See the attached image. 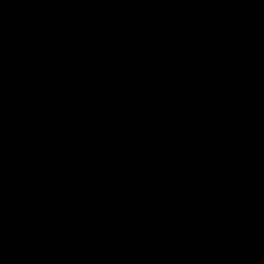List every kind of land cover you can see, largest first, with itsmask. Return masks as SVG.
Instances as JSON below:
<instances>
[{
    "label": "water",
    "instance_id": "water-1",
    "mask_svg": "<svg viewBox=\"0 0 264 264\" xmlns=\"http://www.w3.org/2000/svg\"><path fill=\"white\" fill-rule=\"evenodd\" d=\"M0 264H264V0H0Z\"/></svg>",
    "mask_w": 264,
    "mask_h": 264
}]
</instances>
